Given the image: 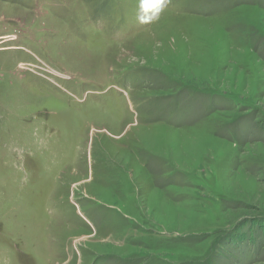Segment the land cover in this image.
I'll list each match as a JSON object with an SVG mask.
<instances>
[{"label": "rangeland", "instance_id": "obj_1", "mask_svg": "<svg viewBox=\"0 0 264 264\" xmlns=\"http://www.w3.org/2000/svg\"><path fill=\"white\" fill-rule=\"evenodd\" d=\"M0 264H264V0H0Z\"/></svg>", "mask_w": 264, "mask_h": 264}, {"label": "clouds", "instance_id": "obj_2", "mask_svg": "<svg viewBox=\"0 0 264 264\" xmlns=\"http://www.w3.org/2000/svg\"><path fill=\"white\" fill-rule=\"evenodd\" d=\"M161 4H163V0H161Z\"/></svg>", "mask_w": 264, "mask_h": 264}]
</instances>
